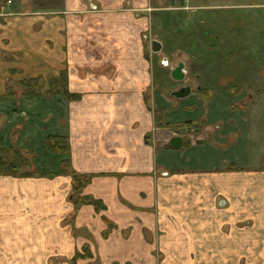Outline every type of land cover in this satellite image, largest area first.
Returning a JSON list of instances; mask_svg holds the SVG:
<instances>
[{"label":"crops","instance_id":"obj_1","mask_svg":"<svg viewBox=\"0 0 264 264\" xmlns=\"http://www.w3.org/2000/svg\"><path fill=\"white\" fill-rule=\"evenodd\" d=\"M45 1L0 0V75L67 70L78 98L3 84L0 153L19 151L37 171L0 173V264H74L89 250L146 264H264V91L240 71L212 72L199 86L205 108L172 121L184 99L154 91L132 0ZM57 137L69 154L47 146ZM106 218L118 226L112 247Z\"/></svg>","mask_w":264,"mask_h":264},{"label":"rangeland","instance_id":"obj_2","mask_svg":"<svg viewBox=\"0 0 264 264\" xmlns=\"http://www.w3.org/2000/svg\"><path fill=\"white\" fill-rule=\"evenodd\" d=\"M129 6L135 9L136 18L143 19L146 23L139 26L138 31L141 29L144 53L148 59H152L150 70L154 77V91L163 90L171 102L175 103L178 99L171 96L172 91L181 85H191L193 88V95L182 100L181 106L185 105L183 109L169 115L172 121L181 120L183 116L192 118L194 111L197 112L200 107L205 108L204 99L208 96L209 89L201 90L199 86L209 87L208 78L212 72L219 77L232 75V71H240L239 75L246 77L245 83L252 84L251 89L258 86L264 91V0H132ZM41 40L37 35V49ZM153 40L161 42L160 51H152ZM180 61L185 63V70L189 72L182 81L174 79L171 75V71ZM244 66L246 70L242 73ZM61 78V75H0V94L6 90L12 93L19 88L26 93L49 95L59 91L61 87L64 88ZM240 82L233 81L232 84ZM4 83H7L6 90ZM62 88L60 91H63ZM198 91L203 92L201 95L204 96L199 97ZM227 103L230 101L227 100L225 104ZM187 105L189 107H186ZM212 118L217 119V116L213 115ZM20 154L22 158L10 155L13 161L18 163L16 171L26 175L37 171L35 161L21 152ZM1 157L9 159L6 153L2 152ZM81 180L79 177L78 183ZM117 228L112 220L106 218L103 236L108 247L113 246L114 240L111 239ZM140 258L144 260L142 263L146 264L145 256L101 257L95 256L89 250L74 256L73 263L141 264L140 260L135 261ZM161 258L163 256H157V259ZM220 260L216 264H224V257ZM160 262L161 260H158L157 264Z\"/></svg>","mask_w":264,"mask_h":264},{"label":"trees","instance_id":"obj_3","mask_svg":"<svg viewBox=\"0 0 264 264\" xmlns=\"http://www.w3.org/2000/svg\"><path fill=\"white\" fill-rule=\"evenodd\" d=\"M60 75L62 77L61 79H63V84L62 85L64 86V88L61 87L63 89V92L66 95H68L69 97H71V98H75V99L78 98V96H76V95H70L68 93V91L66 90L67 70H63L60 73ZM47 146L52 151H54L55 153H57V154H59L61 156L62 155L65 156V155L69 154V145H68V142H67V140L65 138H63V139H60L59 137L51 138V139L48 140ZM12 155H16L17 157H21V154H20L19 151L13 152ZM8 158L9 159H3L2 157L0 158V173H3V174L6 173L7 174L9 172H12V171L14 172V171L17 170V169H15L16 164H18L17 161H13L12 156H9ZM74 176H75V180L78 182L80 176H78L76 174ZM82 178L83 177H81V179ZM82 181H83V179L80 181V184H83ZM84 181L86 182V181H88V179H85ZM94 205L96 206L97 210H99L101 208H104L103 203L98 202V201H94Z\"/></svg>","mask_w":264,"mask_h":264},{"label":"water","instance_id":"obj_4","mask_svg":"<svg viewBox=\"0 0 264 264\" xmlns=\"http://www.w3.org/2000/svg\"><path fill=\"white\" fill-rule=\"evenodd\" d=\"M162 49V44L158 40L153 41V50L155 52H158ZM185 63L184 62H179V64L175 67V69L172 71V77L178 81H182L186 79V72H185ZM193 93V88L191 85H185L181 86L179 89L172 91L170 94L171 96H174L178 100L185 99ZM170 145L175 148L179 149L183 145V138L179 135L174 136L171 141Z\"/></svg>","mask_w":264,"mask_h":264},{"label":"flooded vegetation","instance_id":"obj_5","mask_svg":"<svg viewBox=\"0 0 264 264\" xmlns=\"http://www.w3.org/2000/svg\"><path fill=\"white\" fill-rule=\"evenodd\" d=\"M180 62H181V61H180ZM174 69H175V68H174ZM174 69H173V70H174ZM173 70H172V71H173ZM172 71H171V75H172ZM185 72H186V73H189V72H187V70H185ZM194 75H195V74H194Z\"/></svg>","mask_w":264,"mask_h":264}]
</instances>
